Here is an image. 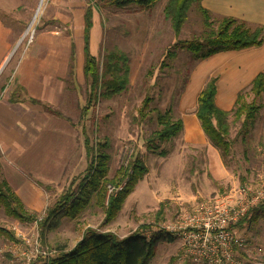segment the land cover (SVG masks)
I'll list each match as a JSON object with an SVG mask.
<instances>
[{
	"label": "rangeland",
	"instance_id": "1",
	"mask_svg": "<svg viewBox=\"0 0 264 264\" xmlns=\"http://www.w3.org/2000/svg\"><path fill=\"white\" fill-rule=\"evenodd\" d=\"M166 1L157 0L143 9L137 6L121 9L92 6L95 57L99 64L103 54L112 48L121 50L129 59L126 91L109 100L99 98L88 115L89 120L93 115V126L98 127L95 137L88 132L91 123L86 121L85 114L81 116L87 101V83L83 75L75 76L74 71L71 77L68 66L61 77L57 74L52 76L50 72L49 80L62 86L61 94L55 96L51 104L38 101L43 117L49 119L46 125L48 135L46 130H39L35 140L25 147L19 158L3 155L6 150L0 144V179L22 197L20 201L24 209L36 216L35 222L23 223L7 217L0 207V226L15 237V240L8 241L0 236V264H31L48 258L58 248L71 249L86 228L101 226L103 209L94 202L73 220L61 219L53 228H46L48 222L45 227L40 226L47 209L63 195L75 192L86 173L88 157L83 146V128L87 129L90 140L93 137L109 140L108 178L113 177L131 157L139 158L147 167L145 176L126 198L116 218L101 228L103 231L124 237L145 225L148 229L144 233H153L155 227L173 225L203 203L230 199L234 204L239 201L240 193H245L246 203L264 197V94L258 101L262 108L244 141L239 134V123L230 116L229 136L234 140V153L226 165L203 134L201 139L191 140L183 130L177 137L159 145V153L163 152L164 157L146 150L145 138L159 129L158 115L168 113L172 121L183 119V116L191 119L190 115L196 108L191 103L194 88L191 87L188 100L191 105H182L180 100L187 91L191 73L200 63L193 60V55L183 49L180 42L201 35V15L191 8L175 40L163 16ZM251 1L255 0H227L228 11L241 16L247 23L264 24V18L254 16L245 8L244 4ZM38 3L39 0H0V27L3 33H7V56L0 66V108L4 103H12L9 99L18 87L16 75L22 60L35 55H56L52 60L54 63L63 55H70V43L77 53L75 45L82 40L84 11L93 5L88 0H44L39 15L30 26ZM212 13L214 17L221 15ZM1 34L0 31V62L4 56L1 46L5 42L1 40ZM169 52H173L175 57L167 58ZM243 58L238 56L229 60L228 57L216 61L225 63V69L212 71L207 78L216 76L218 82H223L227 67L239 65ZM161 64L165 66L160 67ZM225 86L228 87L226 83L219 85L218 92L220 89L223 93ZM239 87L246 102H250L252 96L248 85ZM145 98L150 99L149 105L144 111L145 117L140 120L139 109ZM23 100L26 102L25 97ZM15 109H18L14 110L17 118L25 114L19 108ZM28 116L36 127L39 116ZM55 124L57 128L53 132L51 125ZM20 129L23 130L20 135L28 138L23 134L27 132ZM111 190L108 187V192ZM233 231L235 237L243 241L238 247L239 254L235 252L241 264H264V221L258 220L250 226L243 224L241 229L233 228ZM183 252L179 238L171 243L164 238L157 244L149 264H174L175 261H169L170 257L175 258L178 254L184 257Z\"/></svg>",
	"mask_w": 264,
	"mask_h": 264
},
{
	"label": "trees",
	"instance_id": "2",
	"mask_svg": "<svg viewBox=\"0 0 264 264\" xmlns=\"http://www.w3.org/2000/svg\"><path fill=\"white\" fill-rule=\"evenodd\" d=\"M93 5L88 6L83 16V76L88 86V95L85 109L81 110L86 121L91 123L88 132L94 137L98 127L94 128L93 115L89 120V113L99 98L111 99L126 91L129 77V59L126 54L117 48L106 51L99 64L98 59L89 52V35L92 28V6L98 8H125L137 6L140 9L148 8L157 0H88ZM202 0H167L163 8L164 19L169 23L174 39L176 40L181 28L187 21L188 12L195 8L201 15L202 32L197 38L180 42L183 49L193 55V60L200 62L215 54L227 51H240L260 47L264 43V26L254 25L233 17H214L201 6ZM218 18L214 20V18ZM176 44V43H175ZM174 44V45H175ZM167 58H174L169 52ZM165 66V65H160ZM70 76L74 71V51L71 46ZM217 77H210L196 97L194 115L209 144L215 148L224 165L227 159L233 156L234 140L230 134V116L239 123V134L244 138L248 135L262 108L261 100L264 94V73H257L252 79L248 91L252 96L246 102L245 94L240 91L235 99L233 108L224 111L215 103ZM18 94L17 96H14ZM10 101H23L22 88L15 87ZM33 104L38 101L28 99ZM149 98H145L139 109V119L145 117ZM90 104V105H89ZM89 115V116H88ZM159 129L152 132L144 140L148 152L160 154L159 145L177 137L183 130L181 119L172 121L168 113L158 115ZM94 128V131H93ZM87 129L83 128V146L88 164L84 177L78 182L73 193L60 197L51 208L46 211L40 224L46 228L56 227L61 219L73 220L78 217L89 205L94 204L103 209V222L99 228H86L80 240L71 248H58L53 255L45 259H38L31 264H149L155 255L156 246L165 238L171 243L175 237L163 231H155L149 236L144 235L147 226L140 225L135 231L124 237L108 230L103 231L104 225L112 222L120 212L126 198L134 191L136 185L147 173V167L136 157H131L125 166H120L113 177L108 178L110 155L109 140L92 138L90 140ZM108 187L112 190L108 192ZM0 207L4 214L19 222L32 223L36 221L34 213H28L12 188L6 181L0 179ZM258 220L264 221V198L259 200L249 211L232 225L241 229L243 224L250 226ZM234 233V231H233ZM235 234V233H234ZM0 236L8 241L15 240L14 234L0 226ZM235 252L239 248L234 247ZM239 254V252H238ZM235 257L237 258L236 254Z\"/></svg>",
	"mask_w": 264,
	"mask_h": 264
},
{
	"label": "crops",
	"instance_id": "3",
	"mask_svg": "<svg viewBox=\"0 0 264 264\" xmlns=\"http://www.w3.org/2000/svg\"><path fill=\"white\" fill-rule=\"evenodd\" d=\"M244 5L245 8L248 9V11L254 16L264 18V0H255L251 1L250 3L246 2ZM201 6L207 11H209L211 14H213L212 12H218L219 14H221L217 15L216 17L225 16L243 20V18L241 19V16L230 14V12L228 11L227 0H202ZM243 8L244 6L242 7V10ZM253 24L264 26V24L262 23ZM0 31L2 33L1 40H5L4 46H1V49L4 50V56L1 58L0 62L1 66L7 56L5 55L7 51V33H3L1 27ZM93 32L94 25H92L89 35V52L91 55L95 56L96 45ZM68 47L70 50L71 43L70 45H68ZM75 48H77V53L74 52V74L75 76H78L83 75V40H81V43H77L75 45ZM238 56L245 58H243L242 61L239 62V65L230 64L229 67H227V71L224 73V76L226 77L225 80L223 79V82H218L219 79H217L216 81L215 103L217 107L224 111H229V107H231L232 109L236 96L241 90L239 89V86H241L242 84H247L249 87L252 79L257 73H264V43L257 48H249L240 51L222 52L215 54L203 61H200V64H198V67L195 68L193 74L191 73V80L190 83H188L187 85V91L190 94L188 93L187 96L186 91V93L181 98L180 103H182V105H187L188 103H190L188 102V100L190 99L192 88H194L191 103L193 102L194 106H196L195 102L197 94L203 88L207 80L212 77L209 76L207 78V76L212 71L224 70L226 67L225 63L218 64L216 63V61L228 57L230 58L229 60H233ZM55 57L56 55H35L34 57H31L28 60H22L16 75V83L20 88H22V95L26 98V102L23 100L11 104L4 103V105L0 108V144L2 145L3 149L6 150L3 155L19 158L21 157L22 152L25 150V147H27V145L29 146V144H31V142L35 140V136H37L39 130H46V133L48 135V127H46V125H48L49 119H47L46 116L43 117V112L41 111V108L38 107V104H33L28 99L51 104L54 97L61 94L62 86L59 84H52L49 80V76L50 72L52 73V76L57 74L60 75L59 77L65 74L70 63V55L69 53L68 55H63V58H61L60 60H55L54 63H52V60H54ZM53 67L54 69L51 70ZM41 76H43L44 79H41ZM224 83H226L228 87L225 86L223 93H220V89L218 92L219 85ZM227 89L229 90V93ZM184 99H186L185 103ZM10 107L12 108L10 109ZM15 108H19L20 112H25V114L17 118L18 116L15 114L14 110L18 109ZM20 112L18 113L20 114ZM27 114H36L37 116H39V121L36 122V127H34L35 125H33L32 118L30 116L27 117ZM190 116L191 119L184 118V116L183 119H181L183 123V132L185 131L184 133L187 138L191 140L194 138L199 140L201 139L203 132L200 128L197 118L194 115V112ZM20 127L27 132V134H23L28 136V138H26L25 136L22 137L20 135V133H22L23 131H21ZM51 127L52 131L55 132L57 124L51 125ZM31 136L33 137L30 138ZM47 149L48 144L44 148V151L46 152ZM20 170L24 171L23 168H20ZM17 196H19V199L22 201V197L18 194ZM171 260L175 261L174 264H187V260L185 259V257L180 254H178L175 258L172 259L170 257L169 261Z\"/></svg>",
	"mask_w": 264,
	"mask_h": 264
},
{
	"label": "built area",
	"instance_id": "4",
	"mask_svg": "<svg viewBox=\"0 0 264 264\" xmlns=\"http://www.w3.org/2000/svg\"><path fill=\"white\" fill-rule=\"evenodd\" d=\"M244 194L240 193L239 201L234 204L225 199L198 205L173 225L155 227L154 232L163 231L179 238L187 264H241L235 257L234 247H241L243 241L235 237L232 225L248 212L249 205L262 199L254 198L246 203ZM150 233L144 235L147 237Z\"/></svg>",
	"mask_w": 264,
	"mask_h": 264
},
{
	"label": "bare ground",
	"instance_id": "5",
	"mask_svg": "<svg viewBox=\"0 0 264 264\" xmlns=\"http://www.w3.org/2000/svg\"><path fill=\"white\" fill-rule=\"evenodd\" d=\"M43 1H44V0H39L38 6H37L36 11H35V13H34V15H33V18H32V20H31L30 26L34 23L35 19H36L37 16L39 15V13H40V11H41V9H42Z\"/></svg>",
	"mask_w": 264,
	"mask_h": 264
},
{
	"label": "water",
	"instance_id": "6",
	"mask_svg": "<svg viewBox=\"0 0 264 264\" xmlns=\"http://www.w3.org/2000/svg\"><path fill=\"white\" fill-rule=\"evenodd\" d=\"M1 70V69H0Z\"/></svg>",
	"mask_w": 264,
	"mask_h": 264
}]
</instances>
